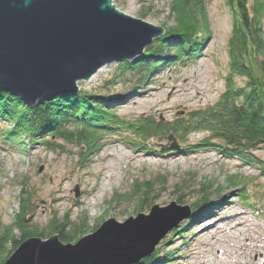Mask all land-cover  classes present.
<instances>
[{"label": "rangeland", "instance_id": "obj_1", "mask_svg": "<svg viewBox=\"0 0 264 264\" xmlns=\"http://www.w3.org/2000/svg\"><path fill=\"white\" fill-rule=\"evenodd\" d=\"M112 2L118 11L127 15H144L143 21L160 24L164 31L175 24L169 14V0ZM252 2L249 0V4ZM206 11L209 32L200 35L198 52L183 59H176L171 51L166 52V57L162 54L163 63L144 81L134 84L117 77L119 62L106 64L92 78L78 82V90L94 91L101 97L108 95L109 102L104 105L116 110L118 115L128 118L150 115L163 122L186 117L193 109L213 104L224 91L233 16L227 0H208ZM260 24L264 38V17ZM156 38L151 39V43H156ZM171 39L167 42L170 45L177 38ZM236 82L242 85L244 81L238 77ZM173 85L189 90V93L180 91L169 97ZM151 89L158 90H153V99L141 97ZM188 97L192 102L186 101ZM158 101L170 103L172 109L167 112L155 110L152 106ZM9 126H12L11 122L0 119V129ZM206 134L192 131L186 135V142H197ZM23 136L19 140L21 145L10 146L0 134V217L4 224L12 221L13 214L19 209L22 184H26L29 190L31 188L36 205L30 225L41 229L54 214L61 218L66 229L79 224L89 234L108 218L122 223L140 211L148 214L150 208L146 203L140 207L139 194H130L136 183L153 181L154 188L147 197L151 200L149 203L153 202L151 206L166 207L176 202L177 205L191 207L198 204L205 194L204 204L211 206L215 215L209 219L203 215L196 224L189 216L197 214L202 206L193 212L190 209L189 215L172 227L156 245L155 251L167 255L160 264H201L202 261H206L205 264H240L242 261L264 264L257 252L261 249L260 253L264 254V177L254 165L240 161L235 155L220 152L221 148L217 146L181 150L177 145L178 149H173L172 141L167 137H157L153 140L154 148L143 152L118 133L103 136L94 151L81 158L79 147L65 139L47 137L55 143L49 149L39 143L40 140L29 144ZM24 146L26 150H22ZM254 153L264 159L263 149ZM230 173L241 174L252 181L246 193L252 203L261 208V213L243 205L238 196L239 188L227 182ZM108 174L111 176L106 178ZM76 187L79 190L77 197L73 191ZM235 213L241 214L245 224L236 229ZM232 227L234 229L229 230ZM200 232L202 235L199 236ZM18 235L16 232L15 236ZM248 237L260 249L251 253L245 251L242 257L239 251L232 258L217 256L218 247L241 245ZM206 238L210 240L206 241ZM143 260L145 258L136 264H146Z\"/></svg>", "mask_w": 264, "mask_h": 264}, {"label": "trees", "instance_id": "obj_2", "mask_svg": "<svg viewBox=\"0 0 264 264\" xmlns=\"http://www.w3.org/2000/svg\"><path fill=\"white\" fill-rule=\"evenodd\" d=\"M207 1L169 0V14L175 24L165 29L164 34L156 38V43L149 44L143 54L133 61L119 62L117 77L132 84L140 83L163 63L162 54L171 51L176 59H183L198 52L200 35L209 32ZM227 2L233 16L228 40V71L224 91L213 104L193 109L186 117L163 122L150 115L132 118L118 115L116 110L104 105L109 102V96L104 94L101 97L94 91L59 94L38 108H29L16 96L0 93V119L12 123L11 127L0 129L2 139L10 146L21 145L19 140L24 135L29 144L40 140L39 143L52 149L55 143L49 138L54 136L77 145L81 150L78 152L80 157L86 158L103 136L118 133L135 149L143 152L154 148L153 140L157 137L171 136L181 150L220 147V152L235 155L240 161L254 165L264 177V159L254 153L259 149L264 150V38L260 24L264 17V0H253L251 4L249 0ZM172 37L177 39L171 41L170 45L167 42ZM235 77H242L243 84L238 85ZM192 131L207 134L197 142L187 143L185 137ZM22 150H26V146ZM227 182L239 188L238 196L243 205L254 212H262L246 193L252 181L241 174L230 173ZM132 188L130 196L139 194L140 207L146 203L149 208L153 202L149 203L151 200L147 197L154 188L153 181L136 183ZM204 199L205 194L198 204L189 209L193 212L202 206L200 211L207 210L204 214L206 218L215 217L211 206L204 204ZM19 202V209L13 214L12 221L4 224L0 217V264H4L24 239L33 235L46 238L49 234H57L61 242L73 243L87 233L79 224L66 229L61 218L54 214L41 229L30 225L36 205L32 190L27 189L26 184H22ZM201 216L192 214L189 217L196 223ZM16 232H19L18 237L15 236ZM166 256V253L154 250L143 261L146 264H160Z\"/></svg>", "mask_w": 264, "mask_h": 264}, {"label": "water", "instance_id": "obj_3", "mask_svg": "<svg viewBox=\"0 0 264 264\" xmlns=\"http://www.w3.org/2000/svg\"><path fill=\"white\" fill-rule=\"evenodd\" d=\"M142 18L118 11L112 0H0V93L38 108L77 92L78 82L106 64L137 58L164 34ZM149 208L122 223L108 218L73 243L33 235L4 264H136L190 211L176 202Z\"/></svg>", "mask_w": 264, "mask_h": 264}, {"label": "bare ground", "instance_id": "obj_4", "mask_svg": "<svg viewBox=\"0 0 264 264\" xmlns=\"http://www.w3.org/2000/svg\"><path fill=\"white\" fill-rule=\"evenodd\" d=\"M164 87H166L167 88V86H164ZM153 90H156V91H158V90H161L160 88L157 90V89H151V90H148V91H146L145 92V95L144 96H141L142 98H148V99H153V96H154V94H155V91H153ZM180 91H182V92H184V93H189V90H185V89H178L176 86H172L171 87V89L169 90V97H172V96H174L176 93H178V92H180ZM131 95L133 96V94L131 93ZM136 95V94H135ZM197 95H199V93L197 94ZM137 96V95H136ZM197 98H194L193 100H196ZM186 101H189V102H192L191 101V99H189V97L187 98V100ZM157 104H154L152 107L155 109V110H158V111H165V112H167V111H170L171 109H172V106L170 105V103H168V102H166V101H158V102H156ZM118 154H120V155H122V152H118ZM114 159V158H113ZM109 176H111L110 174H108V175H106V178H108ZM211 208V207H210ZM209 208V209H210ZM213 208H216L214 205H213ZM212 211V210H211ZM207 212V210L205 209V210H202V211H198L197 212V215H199V216H201V215H204L205 213ZM118 214H120V213H118ZM117 216H119V215H117ZM233 217H234V219L235 220H237L238 221V224H236L234 227H235V229H236V227H238V226H243V225H245V224H243V221H242V216H241V214H239V213H235L234 215H233ZM215 225V224H214ZM234 227H232V228H230L229 230H232V229H234ZM238 229V228H237ZM203 232V231H202ZM239 232H240V230H239ZM212 234V233H211ZM200 235H202L201 234V232L199 233V236ZM211 237V236H210ZM195 240V239H194ZM208 240H210V238H206V241H208ZM216 240V239H215ZM246 241H245V243L243 242L241 245H236V244H232V245H230V244H226V245H222V246H220V248L218 247V249H217V253H218V255L217 256H221V255H226L225 257H228V258H232V256L234 255V254H237L238 253V251H239V254H240V256L242 257L243 256V253H245V251L247 252V253H251V251L253 250V251H256V249L257 248H259L258 247V245H256V243L254 244V243H252L251 241H253V240H251L249 237L248 238H246L245 239ZM209 245L211 244V243H208ZM229 246H231V248L229 247ZM244 246V247H243ZM251 249V250H250ZM260 249V248H259ZM258 252V254H261L260 256V260H262L261 261V263H264V254L263 253H260L261 252V249L260 250H258L257 251ZM244 259H245V257H243ZM234 259V258H233ZM161 263L163 262V260H161L160 261ZM205 262L206 261H202L201 262V264H205ZM158 264V263H157ZM240 264H246V262H241Z\"/></svg>", "mask_w": 264, "mask_h": 264}]
</instances>
